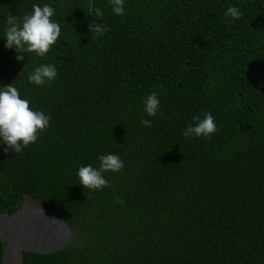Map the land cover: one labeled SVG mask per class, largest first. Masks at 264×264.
<instances>
[{
	"label": "trees",
	"instance_id": "trees-1",
	"mask_svg": "<svg viewBox=\"0 0 264 264\" xmlns=\"http://www.w3.org/2000/svg\"><path fill=\"white\" fill-rule=\"evenodd\" d=\"M90 2L103 19L88 13ZM34 4L54 8L61 36L46 56L17 61L7 17L22 20ZM229 7L242 17L227 16ZM112 8L110 0H0V90L14 83L51 117L19 154L0 141V214L31 195L74 233L54 253L26 252L24 264H264V0ZM91 23L108 31L91 32ZM42 64L58 72L43 88L28 79ZM153 92L155 117L145 111ZM205 113L217 132L183 136ZM110 153L123 170L104 173L110 187L87 191L79 168L98 169ZM5 242L0 234V264Z\"/></svg>",
	"mask_w": 264,
	"mask_h": 264
},
{
	"label": "clouds",
	"instance_id": "clouds-1",
	"mask_svg": "<svg viewBox=\"0 0 264 264\" xmlns=\"http://www.w3.org/2000/svg\"><path fill=\"white\" fill-rule=\"evenodd\" d=\"M110 3L113 5L114 14L123 15L124 0H110ZM92 12L103 19V11L95 8L90 2L88 13ZM225 14L236 20L243 15L237 7H229ZM54 15L53 7L49 5L41 7L37 4L33 5V11L25 14L22 20L18 16L8 15L5 29L6 47L15 49L18 53L17 61L24 60L25 53H35L39 57H44L57 44L61 36V27L53 20ZM89 29L98 35H103L108 31L105 26L93 23L89 25ZM22 74L23 71L19 76ZM57 75L55 66L42 64L35 68L28 79L30 83L43 88L46 83L54 81ZM159 110L160 101L157 93L153 92L145 100V111L148 116L155 117ZM50 120L49 115L33 110L30 102L21 98L14 83L3 86L0 90V141L7 146L5 151L14 150L16 154H19L29 145L36 143L40 134L49 128ZM193 120L196 121L195 125H189L182 133L183 136L210 139L218 130L211 113H205L203 119L196 115ZM141 122L145 127L153 125L151 120L144 119ZM98 159L100 161L98 169L88 165L81 166L78 170L80 184L87 191H102L105 187H110L111 184L105 178L104 173H120L125 166L118 154L100 155ZM116 202L123 203L120 198H117Z\"/></svg>",
	"mask_w": 264,
	"mask_h": 264
},
{
	"label": "water",
	"instance_id": "water-1",
	"mask_svg": "<svg viewBox=\"0 0 264 264\" xmlns=\"http://www.w3.org/2000/svg\"><path fill=\"white\" fill-rule=\"evenodd\" d=\"M0 234L7 243L2 264H13L14 254L19 258L18 264H24L26 252L54 253L74 236L62 219L42 207L0 214Z\"/></svg>",
	"mask_w": 264,
	"mask_h": 264
},
{
	"label": "flooded vegetation",
	"instance_id": "flooded-vegetation-1",
	"mask_svg": "<svg viewBox=\"0 0 264 264\" xmlns=\"http://www.w3.org/2000/svg\"><path fill=\"white\" fill-rule=\"evenodd\" d=\"M27 198H28V202H27ZM27 198H26V200L24 202V205L23 206H21V205L19 206V209H26L28 207H41L40 203L33 201L30 196H27Z\"/></svg>",
	"mask_w": 264,
	"mask_h": 264
},
{
	"label": "rangeland",
	"instance_id": "rangeland-1",
	"mask_svg": "<svg viewBox=\"0 0 264 264\" xmlns=\"http://www.w3.org/2000/svg\"><path fill=\"white\" fill-rule=\"evenodd\" d=\"M27 202H28V198H27ZM31 203V202H30ZM3 237H4V235H3ZM18 261H19V258H18V256H17V254H14L13 255V264H18Z\"/></svg>",
	"mask_w": 264,
	"mask_h": 264
}]
</instances>
